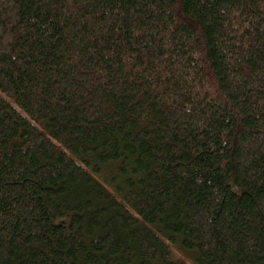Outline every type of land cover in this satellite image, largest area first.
I'll return each mask as SVG.
<instances>
[{
  "label": "trees",
  "instance_id": "obj_1",
  "mask_svg": "<svg viewBox=\"0 0 264 264\" xmlns=\"http://www.w3.org/2000/svg\"><path fill=\"white\" fill-rule=\"evenodd\" d=\"M0 264H264V0H0Z\"/></svg>",
  "mask_w": 264,
  "mask_h": 264
}]
</instances>
